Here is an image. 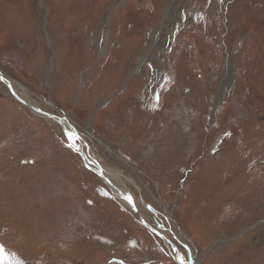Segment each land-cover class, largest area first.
I'll use <instances>...</instances> for the list:
<instances>
[{
    "label": "rangeland",
    "instance_id": "374dc122",
    "mask_svg": "<svg viewBox=\"0 0 264 264\" xmlns=\"http://www.w3.org/2000/svg\"><path fill=\"white\" fill-rule=\"evenodd\" d=\"M0 74L183 264H264V0H0ZM45 118L0 81L9 264H181Z\"/></svg>",
    "mask_w": 264,
    "mask_h": 264
},
{
    "label": "bare ground",
    "instance_id": "6f19581e",
    "mask_svg": "<svg viewBox=\"0 0 264 264\" xmlns=\"http://www.w3.org/2000/svg\"><path fill=\"white\" fill-rule=\"evenodd\" d=\"M92 3V1H91ZM68 7V6H67ZM98 11V10H97ZM187 15V14H186ZM85 23V22H84ZM84 25V24H83ZM93 26V25H91ZM87 29V28H86ZM95 30V29H94ZM70 31V29H69ZM77 32V31H76ZM70 33V32H69ZM71 35V34H70ZM77 36V35H76ZM80 37V36H79ZM90 37V36H89ZM76 40V39H75ZM82 41V40H81ZM80 41V42H81ZM89 45V44H88ZM91 46V45H90ZM94 47V46H93ZM112 47V46H111ZM114 47V46H113ZM92 48V47H91ZM70 49V48H69ZM113 49V48H112ZM111 53V52H110ZM96 54V53H95ZM106 62V61H105ZM148 64V63H147ZM101 69V68H100ZM155 72V70H154ZM91 73V72H90ZM89 73V74H90ZM152 73V72H151ZM144 75V74H143ZM148 76V75H147ZM156 76V75H155ZM158 77V76H157ZM4 78V84L8 87V85L10 86L13 94L12 96L20 101L22 104H24V106L26 105L31 112L34 115L37 116H41V117H46L48 122L53 123L50 119H53L51 117V115L53 114H49L45 111V109H42L39 105H36L35 103H33L30 98H28L27 94L21 90V88L19 87L18 84L14 83L13 81H11L9 78L7 79L6 76H3ZM143 78V77H142ZM156 78V77H154ZM153 78V80H154ZM147 79V78H146ZM145 80V78H144ZM152 80V81H153ZM97 83V82H96ZM76 85V84H75ZM149 89V88H148ZM147 92V91H146ZM90 93V91H89ZM126 98V97H125ZM93 102V101H92ZM154 106V105H153ZM58 117V116H57ZM140 117V116H139ZM45 118V119H46ZM141 120V119H140ZM137 123V122H136ZM146 123V122H145ZM146 125V124H145ZM153 128V127H152ZM61 129L65 130V134H67V139L69 141V144L72 145V149L74 150V152H76L82 159L84 165L92 170L93 172L97 173L99 178L103 181L104 184L107 185V187L110 189V191L116 196V198H118V201L126 204L127 206V201L126 199H124V196H127L128 198H130L131 202L135 205L137 213H135L137 215V217L139 218H143L145 221L147 220V215L141 210V208L138 207V201L135 199V197L133 196V193L131 192V190L125 185V183L122 180L121 175L118 172H115L114 169L109 168L106 165H101V163H99L96 158L89 152L86 153L84 148L81 147L80 144L77 143V141H74V137L72 136V132L74 131V129L72 128V125L70 124V122L68 120H64L63 125L61 126ZM130 131V130H129ZM131 132V131H130ZM162 135V134H161ZM164 135V134H163ZM167 136V135H166ZM73 137V138H72ZM168 137V136H167ZM82 138V137H81ZM158 139V138H157ZM156 139V140H157ZM163 139V138H162ZM161 139V140H162ZM83 140V138H82ZM151 140V139H150ZM160 141V139H158ZM166 140V139H164ZM161 142V141H160ZM163 142V141H162ZM167 144V143H166ZM162 145V144H160ZM158 151V150H157ZM164 152V151H163ZM166 152V151H165ZM168 152V151H167ZM165 154V153H164ZM247 160V159H246ZM245 161V160H244ZM258 163V162H257ZM127 181H130V179L127 178ZM188 193V192H187ZM242 194V193H241ZM264 195V194H263ZM187 196V195H186ZM240 196V195H239ZM145 205V204H144ZM211 219V218H210ZM209 219V220H210ZM151 226V225H150ZM158 234H160L162 237L166 238L167 240L169 239L167 234L164 233V231L162 230V228H154ZM171 241V240H170ZM173 243V242H172ZM174 244V243H173ZM175 245V244H174ZM167 246L172 249V246L167 243ZM176 246V245H175ZM177 249V247H176ZM172 253V251H171ZM175 255V259L179 260L178 258H182L180 252L176 251V253L174 252ZM195 259H192L190 264H197V261L195 263L194 261ZM176 262V261H175ZM178 262V261H177ZM180 264V263H179Z\"/></svg>",
    "mask_w": 264,
    "mask_h": 264
},
{
    "label": "water",
    "instance_id": "95a60500",
    "mask_svg": "<svg viewBox=\"0 0 264 264\" xmlns=\"http://www.w3.org/2000/svg\"><path fill=\"white\" fill-rule=\"evenodd\" d=\"M0 81H2L3 83H4V78H3V75H1L0 74ZM8 89H9V91H10V93L11 94H13V92H12V90H11V88H10V86L8 85ZM51 117L55 120V121H57V123L60 125V126H62L63 125V122H64V119L62 118V117H57V116H55V115H51ZM74 129V128H73ZM64 134H65V130H64V132H63ZM73 134L75 135V138L76 137H79V139H76L77 141H78V144H81V135L74 129V131H73ZM66 135V134H65ZM70 144H68L67 146L69 147V148H71L70 146H69ZM72 149V148H71ZM73 150V149H72ZM87 150V149H86ZM124 199H126V201H127V206L134 212V213H137V210H136V207H135V205L131 202V200H130V198H128L127 196H124ZM140 219V221L150 230V231H152L153 233H155L163 242H164V244L167 246V243H169L171 246H172V252H173V254H174V252L176 253V251H177V249H176V246L170 241V239H166V238H164V237H162L160 234H158V232L152 227V226H150V224H148L143 218H139Z\"/></svg>",
    "mask_w": 264,
    "mask_h": 264
},
{
    "label": "snow or ice",
    "instance_id": "6c2138e0",
    "mask_svg": "<svg viewBox=\"0 0 264 264\" xmlns=\"http://www.w3.org/2000/svg\"><path fill=\"white\" fill-rule=\"evenodd\" d=\"M67 135V134H66ZM76 139H79V137H76ZM72 147V145H69ZM104 195H107V193H103ZM4 247L0 245V264H9V261L4 256ZM181 261V264H183V258H178ZM15 264H21L20 261H16Z\"/></svg>",
    "mask_w": 264,
    "mask_h": 264
}]
</instances>
